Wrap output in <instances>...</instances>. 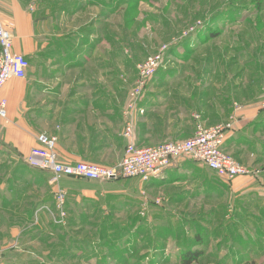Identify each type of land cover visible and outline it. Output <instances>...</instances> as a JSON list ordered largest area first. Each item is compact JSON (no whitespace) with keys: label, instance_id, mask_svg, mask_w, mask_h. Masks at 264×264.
<instances>
[{"label":"rangeland","instance_id":"1","mask_svg":"<svg viewBox=\"0 0 264 264\" xmlns=\"http://www.w3.org/2000/svg\"><path fill=\"white\" fill-rule=\"evenodd\" d=\"M43 1L49 3V14L58 15V34L67 35V42L76 49L84 43L99 45L108 84L122 88L117 94L125 100L124 110L139 64L164 46L171 53L167 51L163 68L149 82L173 83L159 91L186 99L190 114L220 124L227 123L232 111L231 121L246 105L264 104V0ZM111 92L108 87V96ZM212 172L203 169L200 175L218 180ZM86 181L80 191L89 196L76 198L80 202H73L78 206L69 214L64 209L65 216L59 211L50 219L58 238L54 240V232L52 240L38 233L35 224L36 231L24 233L33 249L10 254L11 259L31 264H183L184 253L192 249L201 250L192 264H264V253L253 255L249 244L264 235L248 233L247 219L236 221L231 212L232 181L223 180L227 186L221 192L228 199L208 195L199 201L170 200L175 186L152 189V181L140 178ZM258 186L264 193V185ZM211 188L207 193H214ZM33 220L0 218V227L23 230Z\"/></svg>","mask_w":264,"mask_h":264},{"label":"crops","instance_id":"2","mask_svg":"<svg viewBox=\"0 0 264 264\" xmlns=\"http://www.w3.org/2000/svg\"><path fill=\"white\" fill-rule=\"evenodd\" d=\"M44 2L2 0L1 5L4 19L14 25L13 50L25 55L30 67L25 78H12L0 90V98L8 102V117L0 130V218L34 220L27 221L23 230L0 227V234H8L10 238L5 241L4 235L0 237V264H31L16 255L19 250L33 249L30 237L24 233L30 229L36 231L32 228L35 224H38V233L52 240L54 232V240L58 238V229L50 222L60 211L56 202L57 186L67 193L65 209L68 214L78 206L73 205L74 201L89 196L80 191L81 186L87 184L86 179L66 177L57 185L51 181L49 171L29 166L26 159L38 146L40 134L55 136L58 159L70 164L86 161L116 165L121 161L128 142L123 136L129 119L125 115V100L118 98L117 94L122 88L114 84L113 89L108 84L106 59L104 55L101 57L100 49L97 51L99 45L84 43L83 48L76 49L67 42V35L58 34V15L49 14V3ZM91 41L94 42L95 38ZM172 85L153 81L147 84L140 106L132 116L134 140L138 145L187 139L194 134L196 116L207 125L219 123L216 119L190 114L188 105L183 104V100H187L174 98L175 93L172 96L159 91ZM108 87L112 90L110 96ZM141 107L145 110L143 114L139 112ZM233 114L232 111L224 123L230 124L225 150L248 166L252 163L264 168L263 102L246 105L231 121ZM203 169L212 172L200 162L176 161L151 180L152 189L175 186L170 191V200L178 196L184 201H199L208 195L227 196L228 199L229 195L221 192L227 186L226 181L214 172L218 180L202 177L200 171ZM258 185H264V179L243 177L232 181L230 198L234 203L231 212L236 221L241 216L247 219L246 223L250 224L246 229L248 233L264 235V193ZM209 187L214 193H207ZM249 244H253L250 249L253 255H256L255 251L264 253V236L254 238ZM10 254H16V257L11 259Z\"/></svg>","mask_w":264,"mask_h":264},{"label":"built area","instance_id":"3","mask_svg":"<svg viewBox=\"0 0 264 264\" xmlns=\"http://www.w3.org/2000/svg\"><path fill=\"white\" fill-rule=\"evenodd\" d=\"M1 5L2 0H0V90L12 78H25L30 67L29 59L13 50L14 25L4 19ZM167 51V46L162 47L158 53L149 56L138 66L139 77L131 91V99L125 110V115L129 119L123 136L128 142L119 163L113 166L86 161L75 164L64 163L58 159L55 151L57 138L40 134L38 146L31 150L26 159L29 166L49 171L51 181L57 185L66 177L90 181L115 180L121 177L140 178L144 182H149L159 177L174 162L186 159L202 163L226 181H234L246 176L256 177L263 172L259 168L242 163L225 150L224 143L230 124L220 123L208 126L199 116H196L197 122L193 136L187 139L168 140L151 146H140L135 142V125L132 116L147 84L163 67ZM7 106V100L0 98V130L8 117ZM139 112L143 114L145 110L141 108ZM56 188L57 207L62 216H65L63 210L67 193L62 187Z\"/></svg>","mask_w":264,"mask_h":264},{"label":"trees","instance_id":"4","mask_svg":"<svg viewBox=\"0 0 264 264\" xmlns=\"http://www.w3.org/2000/svg\"><path fill=\"white\" fill-rule=\"evenodd\" d=\"M168 53H171V50H168ZM161 68H163V67H161ZM159 70H158V72H159ZM158 72H157V74H158ZM184 254L185 255H184V259H183V264H192L200 256L201 250L196 251V250L190 249V250L186 251Z\"/></svg>","mask_w":264,"mask_h":264}]
</instances>
